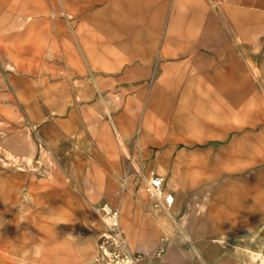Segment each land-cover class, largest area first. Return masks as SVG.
<instances>
[{"label":"rangeland","instance_id":"rangeland-1","mask_svg":"<svg viewBox=\"0 0 264 264\" xmlns=\"http://www.w3.org/2000/svg\"><path fill=\"white\" fill-rule=\"evenodd\" d=\"M202 1L212 24L192 28L177 20L182 37L168 44L177 56L164 57L171 9L178 3L176 11L190 13L188 0H0V156L21 160H0V264H59L55 257L66 255L61 243L74 249L90 241L89 253L75 263L85 264L99 231L91 205L102 202L120 210L126 237H135L130 248L145 264H232L235 237L259 231L264 177H253L264 168V125L259 117L253 125L226 112L225 87L254 80L251 62L264 71V11ZM128 4L155 6L146 18L161 28L150 32L149 44L145 31L125 46ZM183 30L199 32L197 44ZM97 41L108 44L98 55ZM170 80L187 87L181 105L165 85ZM258 93L264 100V90ZM177 114L190 117L191 130L137 136L145 123ZM203 119L233 127L239 143L223 141L226 131L208 130ZM117 124L124 126L123 145ZM201 153L207 161L192 158ZM152 172L175 194L172 209L153 206L146 192ZM204 175L205 189L186 183ZM223 234L227 248L213 240ZM34 247L41 249L38 258Z\"/></svg>","mask_w":264,"mask_h":264},{"label":"crops","instance_id":"crops-1","mask_svg":"<svg viewBox=\"0 0 264 264\" xmlns=\"http://www.w3.org/2000/svg\"><path fill=\"white\" fill-rule=\"evenodd\" d=\"M187 7L190 8V13H184L176 11L177 8L179 9L178 3H176L170 12V22L168 24L167 30L163 36V40L161 42V51L162 55L164 57H175L177 54L175 52H170L168 49V44L171 42H177L178 39L182 37V35L179 34V31L182 32L179 29V26H177V20L182 19L184 21L189 20L190 26L192 28L195 27H201L202 25H206V27H209L212 24V20L208 19L205 16V4L202 0H188ZM223 2H226L228 4H231L237 8H242L246 10H256V11H264V0H221ZM81 9H85L86 5H80ZM124 13L127 15L128 20L123 23V34L126 38L125 46H129L130 42L133 41L137 36H140L142 32L148 31V34L146 36V39L148 41V44L150 40L153 38L151 37V31L157 32L161 25L157 24L153 20L149 19L147 20L146 16L150 12H154L156 10L155 6L148 5V4H139V5H133L128 4L125 5L123 8ZM66 16L68 18L71 17L70 13H66ZM133 18H140V21H134ZM176 30V31H175ZM186 30H183V32ZM175 32L177 33V36H175ZM189 44H197V39L200 37L199 32H194L192 30H188L184 32ZM179 34V35H178ZM108 44L103 41H97L95 45V52L96 55L99 54V50H106ZM252 66V73L254 75V80H250L247 77H242L238 80L235 86H228L225 87L226 90V97L228 98V102L230 103L229 108L226 110V112H230L232 110H235L236 112L241 113L249 120H254L256 118L259 122H261L264 125V100L258 95V91L264 90V71L260 72L258 71L256 64L254 62H251ZM260 72V74H259ZM169 89L171 90V94L173 96H180V105L183 104V100L185 95L187 94L188 90L187 87L182 86L181 80H170L166 81V84ZM209 94V93H208ZM219 95V94H218ZM172 98V96H171ZM218 98L217 95L209 94L208 99H214L216 100ZM151 102H155V98L153 96L150 97ZM192 102H195L196 99L192 98ZM210 101V100H207ZM166 114L170 115V112H166ZM171 117V116H170ZM169 116L166 118H162V120L159 122V124L156 125H149L148 123H145L142 125L139 129H137V136L139 138H143V136L146 134L148 129H153L156 132L162 134V133H176L181 134L185 129H190L189 124L191 122L190 117L186 115H175L173 118H170ZM202 124L205 128L208 130H216L222 127L226 131V135L223 137V141L229 140L231 143H239L240 139L238 138H231V134L235 131L233 127H230L229 125H222L221 123L211 124L208 120L203 119ZM252 124L255 125V123L252 121ZM222 125V126H221ZM116 132H117V141L120 145L124 144L123 141V135L121 133V130L124 129V126L122 124L115 125ZM30 135V132L28 133ZM184 141L187 145H193L195 141L191 139H182L178 138L175 140V142ZM155 144L161 145L160 141H154ZM223 151V149H221ZM185 154H181L179 156V160H181L184 157ZM9 160H6L0 156V160L3 164H17L18 160L15 156H13L11 153L7 154ZM192 156V155H190ZM200 157V158H199ZM192 158H195L199 161H207L208 157L205 153H201L198 156H192ZM199 158V159H198ZM222 157H219L220 160ZM194 159V160H195ZM24 161L26 163L30 164L31 158L30 157H24ZM18 165V164H17ZM20 165V164H19ZM21 166V165H20ZM135 166V165H134ZM137 168V166H135ZM177 175V174H176ZM163 177V176H162ZM216 177H219L218 175ZM264 177V168H262L256 176L253 178L257 180L258 178ZM207 177L204 175L200 178H194L189 177L186 180V183L189 185L190 188H199V189H205L203 188L205 186ZM127 187H129V177L127 176L122 184V188L125 190ZM214 195L223 193L221 190H215L212 192ZM175 215V213H171V216ZM186 221L185 218L182 219V224H184ZM67 229V227H66ZM258 233L256 237V243L255 247L259 248L260 250V233L257 229H248L242 234H238L235 237V245H233V251L230 254V257L233 260L232 264H250L247 263L248 258L243 260V258L240 255H237L235 252L237 249L241 248L242 246L247 245L249 241V237L254 234ZM131 242H135V237L130 232L127 235V240ZM214 242H218L220 244H223L225 248H227L228 245H230V238L228 235H221L217 238L213 239ZM243 240V241H242ZM147 240H143L142 245L145 244ZM90 241H86L85 243L79 244L77 248H74L69 246L68 243L63 242L59 245V248H62L66 251V255H63L61 257L56 256L55 260L59 262V264H75L76 262L80 261L83 257H85L89 253L90 248ZM222 256L226 257V253H222ZM257 261V260H256ZM255 261V262H256ZM255 262L251 264H255Z\"/></svg>","mask_w":264,"mask_h":264},{"label":"built area","instance_id":"built-area-1","mask_svg":"<svg viewBox=\"0 0 264 264\" xmlns=\"http://www.w3.org/2000/svg\"><path fill=\"white\" fill-rule=\"evenodd\" d=\"M146 192L153 206L170 210L176 203V196L170 192L164 177L152 172L146 185ZM99 223L97 250L85 264H145L142 254L131 250L121 225V212L108 202L91 205ZM260 255L255 264H264V220L259 227Z\"/></svg>","mask_w":264,"mask_h":264},{"label":"bare ground","instance_id":"bare-ground-1","mask_svg":"<svg viewBox=\"0 0 264 264\" xmlns=\"http://www.w3.org/2000/svg\"><path fill=\"white\" fill-rule=\"evenodd\" d=\"M257 235H258L257 232L252 234L249 237V241H248L247 245L242 246L241 248L237 249L235 252L237 255H240L243 258V260L248 258L247 263H250V264L255 262L256 260H258L259 255H260L259 248L254 246L256 243Z\"/></svg>","mask_w":264,"mask_h":264},{"label":"clouds","instance_id":"clouds-1","mask_svg":"<svg viewBox=\"0 0 264 264\" xmlns=\"http://www.w3.org/2000/svg\"><path fill=\"white\" fill-rule=\"evenodd\" d=\"M31 255L38 258L41 255V249L39 247H34L33 250L31 251Z\"/></svg>","mask_w":264,"mask_h":264}]
</instances>
